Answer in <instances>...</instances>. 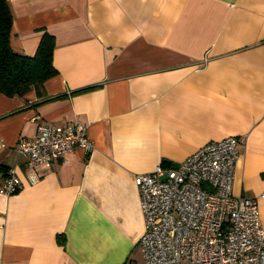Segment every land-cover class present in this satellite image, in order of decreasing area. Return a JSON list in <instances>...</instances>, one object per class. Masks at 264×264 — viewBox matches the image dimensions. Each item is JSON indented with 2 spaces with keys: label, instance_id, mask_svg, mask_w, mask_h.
<instances>
[{
  "label": "crops",
  "instance_id": "1",
  "mask_svg": "<svg viewBox=\"0 0 264 264\" xmlns=\"http://www.w3.org/2000/svg\"><path fill=\"white\" fill-rule=\"evenodd\" d=\"M10 46L54 36L57 73L0 92V264H143L133 181L237 136L236 195L264 192V0H8ZM81 122L93 143L26 168L18 140ZM5 173L0 171V185ZM264 229V197L259 202Z\"/></svg>",
  "mask_w": 264,
  "mask_h": 264
},
{
  "label": "built area",
  "instance_id": "2",
  "mask_svg": "<svg viewBox=\"0 0 264 264\" xmlns=\"http://www.w3.org/2000/svg\"><path fill=\"white\" fill-rule=\"evenodd\" d=\"M240 138L208 141L181 162L158 163L133 181L140 195L144 232L139 241L143 264H264V229L259 202L233 192ZM93 147L81 122L39 123L31 139L18 140L26 168H50L64 153ZM21 180L9 168L0 193L11 195Z\"/></svg>",
  "mask_w": 264,
  "mask_h": 264
},
{
  "label": "trees",
  "instance_id": "3",
  "mask_svg": "<svg viewBox=\"0 0 264 264\" xmlns=\"http://www.w3.org/2000/svg\"><path fill=\"white\" fill-rule=\"evenodd\" d=\"M11 25L9 2L0 0V92L7 96H22L31 86L39 87L57 73L53 65L56 43L53 35L44 32L32 55L22 53L10 46ZM7 170L0 164L1 172L6 175Z\"/></svg>",
  "mask_w": 264,
  "mask_h": 264
}]
</instances>
